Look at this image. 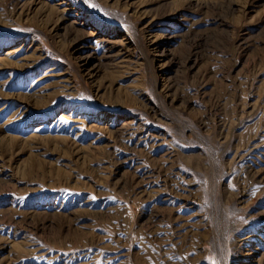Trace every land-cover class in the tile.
I'll return each instance as SVG.
<instances>
[{
	"label": "rangeland",
	"instance_id": "1",
	"mask_svg": "<svg viewBox=\"0 0 264 264\" xmlns=\"http://www.w3.org/2000/svg\"><path fill=\"white\" fill-rule=\"evenodd\" d=\"M0 264H264V0H0Z\"/></svg>",
	"mask_w": 264,
	"mask_h": 264
}]
</instances>
